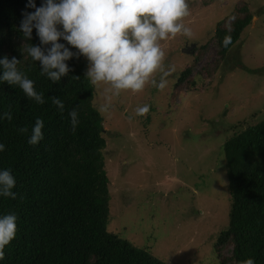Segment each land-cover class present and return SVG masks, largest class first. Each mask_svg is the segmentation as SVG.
Instances as JSON below:
<instances>
[{
    "label": "trees",
    "instance_id": "16d2710c",
    "mask_svg": "<svg viewBox=\"0 0 264 264\" xmlns=\"http://www.w3.org/2000/svg\"><path fill=\"white\" fill-rule=\"evenodd\" d=\"M26 3L0 0V57L20 60L18 69L34 81L45 103L36 104L18 86L0 82V112L10 111L13 116L0 121V142L5 144L0 168L11 170L17 192L16 199L0 197V214L14 212L18 218L16 236L0 264H168L107 231L111 196L106 139L103 118L93 105V85L85 77L88 61L83 56L66 61L70 71L58 83L42 75L39 62L22 52L26 43L40 46L35 29L31 40L19 31L22 12L34 11L26 9ZM35 3L39 6L41 0ZM234 16L219 22L212 38L193 50V61L175 83V95L180 87L197 89L191 74L209 44L216 48V59L202 71L212 76L254 14L242 3ZM225 35L231 36L226 47L221 44ZM50 97L64 102V113ZM73 107L80 120L75 132L70 131L68 117ZM36 117L44 121V138L33 147L27 139ZM20 127H27L29 133H20ZM227 136L221 155L231 203L227 228L216 237L214 253L218 264L247 257L264 264V119ZM227 250L229 255H224Z\"/></svg>",
    "mask_w": 264,
    "mask_h": 264
},
{
    "label": "rangeland",
    "instance_id": "374dc122",
    "mask_svg": "<svg viewBox=\"0 0 264 264\" xmlns=\"http://www.w3.org/2000/svg\"><path fill=\"white\" fill-rule=\"evenodd\" d=\"M242 3L254 16L239 41L212 76L202 71L216 59L209 44L191 74L197 89L180 87L175 95L193 50L212 38L219 22L232 20ZM188 4L184 23L191 36L160 42L165 70L174 67L164 89L149 83L109 101L106 85L93 86L94 107L109 104L107 112L99 111L111 196L106 228L168 264H218L213 243L227 228L231 203L221 146L227 134L264 119V0ZM191 44L189 53L182 52ZM154 78L159 81L160 73ZM144 104L149 111L136 115V107Z\"/></svg>",
    "mask_w": 264,
    "mask_h": 264
},
{
    "label": "clouds",
    "instance_id": "9594fccd",
    "mask_svg": "<svg viewBox=\"0 0 264 264\" xmlns=\"http://www.w3.org/2000/svg\"><path fill=\"white\" fill-rule=\"evenodd\" d=\"M19 23V31L25 40H31L33 29L39 45L26 43L23 54L39 62L40 73L51 82L58 83L69 71V61L83 56L88 61L85 77L93 86L106 85L107 99L122 91L139 92L147 84L158 89L167 85L166 77L174 67H164L165 53L161 41L176 35L191 36V28L184 23L190 15L188 0H27ZM60 40L67 42L61 43ZM231 36L225 35L222 46H228ZM74 48L77 51L73 52ZM15 56L0 57V82L18 86L24 95L36 104H44L45 97L34 87L17 65ZM160 73L157 81L154 77ZM60 113L65 104L59 97H50ZM109 104L99 108L107 112ZM135 114L142 116L149 105L136 107ZM70 131L75 132L80 123L75 107L68 111ZM10 111L0 112V121L12 120ZM44 121L36 117L27 143L33 147L43 140ZM20 133H29L20 127ZM5 144L0 142V152ZM16 178L8 168H0V197L16 199L13 189ZM17 215L14 212L0 214V262L4 261L5 248L15 238ZM231 264H256L252 257L233 259Z\"/></svg>",
    "mask_w": 264,
    "mask_h": 264
},
{
    "label": "water",
    "instance_id": "95a60500",
    "mask_svg": "<svg viewBox=\"0 0 264 264\" xmlns=\"http://www.w3.org/2000/svg\"><path fill=\"white\" fill-rule=\"evenodd\" d=\"M194 47H195V45L191 44L190 46H188L185 49H183L182 52L189 53V51L192 50Z\"/></svg>",
    "mask_w": 264,
    "mask_h": 264
}]
</instances>
